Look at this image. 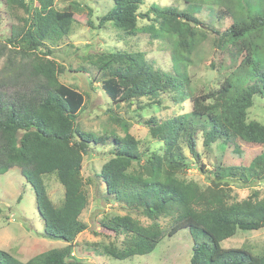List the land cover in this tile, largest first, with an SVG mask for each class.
Returning a JSON list of instances; mask_svg holds the SVG:
<instances>
[{"label":"trees","instance_id":"trees-1","mask_svg":"<svg viewBox=\"0 0 264 264\" xmlns=\"http://www.w3.org/2000/svg\"><path fill=\"white\" fill-rule=\"evenodd\" d=\"M110 1L114 7L97 18V28L111 24L122 36L146 34L150 42L169 40L173 73L154 68L140 52L87 55L89 64L101 73L100 89L111 103L109 119L123 122L112 105L161 106L163 96H171L175 104L191 99V111L143 121L155 143L144 151L127 124L123 135L112 129L98 135L79 129L76 118L84 108V95L59 82V75L72 72L70 68L53 59L51 49L40 50L45 41L68 39L74 12L58 9L56 0H0V12L10 8L25 15L19 29L9 28L5 42L28 58L27 73L14 80L19 89L12 96L0 93V175L19 169L34 188L44 222L42 235L65 243L26 261L0 250V264H82L72 257V247L86 229L80 216L88 204L85 186L91 178H83L82 164L91 145L111 147L109 158L93 177L101 181L106 196L128 212L101 221L103 233L122 237L119 247L112 242L101 245L104 255L117 260L146 255L164 237L187 229L193 239L189 264H264V251L220 245L237 231L264 228V198L253 191L234 201L228 186L233 181L244 185L264 181V125L248 120L253 96L264 95V0H181L184 10L152 4L145 12L140 11L145 0ZM202 8L210 12L220 8L229 27L219 31L204 24L196 17ZM209 33L215 48L225 49L236 65L216 87L194 96L185 65ZM198 136L206 154L219 143L226 160L207 169L197 151ZM231 142L259 152L233 163L227 157L235 155ZM192 161L208 176V186L187 178ZM48 175H54L64 190L58 206L43 184L42 177ZM131 213L150 223L142 225ZM160 219L170 221V227L165 229ZM199 236L206 241H199Z\"/></svg>","mask_w":264,"mask_h":264},{"label":"rangeland","instance_id":"rangeland-1","mask_svg":"<svg viewBox=\"0 0 264 264\" xmlns=\"http://www.w3.org/2000/svg\"><path fill=\"white\" fill-rule=\"evenodd\" d=\"M152 4L173 6L178 10L186 8L181 0H145L140 11L149 10ZM56 7L72 10L76 21L67 40L45 41V45L40 50L51 49L53 59L66 69L70 68L72 72L59 75V82L75 88L84 95V108L76 118L79 129L96 135L112 129L118 135H123V125L127 124L129 133L139 141L140 151H144L145 148L152 147L155 143L150 139L143 121L151 116L157 121H162L176 114L191 111V99L175 104L171 96H163L161 106L151 105L138 108L136 105L130 107H124L123 104L112 105L116 116L123 122L119 123L109 119L107 110L111 108V103L100 89L101 73L89 64L86 60L87 55L114 50L140 52L145 54V58L152 63L154 68L173 73L170 41L150 42L146 34L122 36L111 24L97 28V18L104 16L114 7L110 0H56ZM2 8L3 5L0 4V9ZM4 12H0V93L12 96L20 87L16 82L20 80L17 76L22 77L27 73L28 58L5 42V36L8 35L10 27L16 30V27L19 29L23 25L21 18L25 15L21 10L10 8ZM196 17L204 24H211L212 28L219 31L225 30L230 25V20L220 8H215L211 12L202 8ZM87 20L90 22L89 25ZM235 65V60L230 58L225 49L215 48L214 35L209 33L207 38L191 53L185 65L191 95H199L216 87L218 80L231 71ZM81 69L84 73L83 71L77 73ZM89 80L92 81L93 89L88 84ZM143 103L147 102L143 101ZM248 120H255L264 125V95L253 96L252 107L248 110ZM231 143V150L235 155L232 157L229 153L227 157L232 159L233 163H243L245 154L246 157H251L259 152V150L247 151L245 147ZM218 144L213 145L211 154H206L201 146V137L197 138V151L201 154V160L207 169L220 165L226 160L225 153L220 150ZM110 150V146L91 145L83 158V178L85 180L91 178L85 186L88 204L80 216L86 229L77 236L72 247V257L82 264H189L193 239L187 229H181L173 236L164 237L154 250L146 255L117 260L101 252V245L112 242L119 247L122 241V237L113 239L103 233L100 227L103 218L128 213L126 209L115 203L111 196H106L101 181L93 177V174L98 172L109 158ZM234 157L237 160H234ZM191 163L192 167L187 173V178L197 182L203 188L208 186L210 184L208 176L197 169L196 162ZM42 180L48 198L55 206L60 205L64 193L61 184L54 175L44 176ZM228 186L234 201L246 199L253 191L258 192V198H264V181H255L246 185L233 181ZM0 208V250L10 253L20 261H26L47 249L65 246V243L60 240L42 235L44 222L37 209L34 188L25 181L16 167L0 175ZM131 216L138 219L142 225L150 223L148 219L139 214L131 213ZM158 222L165 229H168L171 224L165 219H160ZM198 240L202 242L206 241V238L199 236ZM220 245L225 249L246 247L254 252H262L264 251V228L249 232L237 231L234 236L222 241Z\"/></svg>","mask_w":264,"mask_h":264}]
</instances>
